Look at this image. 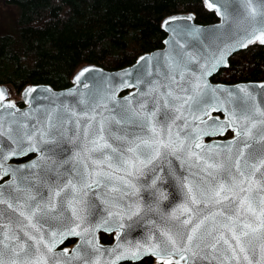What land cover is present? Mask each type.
I'll return each instance as SVG.
<instances>
[{"label": "snow or ice", "instance_id": "6c2138e0", "mask_svg": "<svg viewBox=\"0 0 264 264\" xmlns=\"http://www.w3.org/2000/svg\"><path fill=\"white\" fill-rule=\"evenodd\" d=\"M217 5L207 3L218 15L232 7ZM233 22L232 43L223 47L187 52L179 44L175 57L154 67L140 57L145 65L124 73L131 83L110 85L85 77V69L75 79L86 91L69 93L79 96L77 107L44 109L31 126L7 111L14 103L0 104V180L11 176L0 184V264H119L145 255L158 264H264V91L206 80L227 67L230 50L264 44V0H242ZM129 87L136 91L117 99ZM5 97L0 89V101ZM228 130L232 139H211ZM66 137L78 150L52 159ZM29 152L40 155L22 167L6 164ZM164 175L175 177L183 203L157 211L161 223L149 219L147 234L130 239L132 224L168 199L159 184ZM100 231L116 233L113 247L100 245ZM69 237L77 245L57 252Z\"/></svg>", "mask_w": 264, "mask_h": 264}, {"label": "trees", "instance_id": "16d2710c", "mask_svg": "<svg viewBox=\"0 0 264 264\" xmlns=\"http://www.w3.org/2000/svg\"><path fill=\"white\" fill-rule=\"evenodd\" d=\"M14 6L15 23L0 33V86L19 95L31 85L55 90L72 86L86 65L108 71L132 66L136 60L163 48L162 22L178 14H193L195 22L218 21L202 0H5ZM214 83L264 82V45L256 43L235 53ZM20 107L22 100L17 101ZM228 133L224 138L231 137ZM30 157L19 160L23 162ZM110 244L113 236L101 234ZM69 240L64 247H70ZM152 258L138 263L153 264Z\"/></svg>", "mask_w": 264, "mask_h": 264}, {"label": "water", "instance_id": "95a60500", "mask_svg": "<svg viewBox=\"0 0 264 264\" xmlns=\"http://www.w3.org/2000/svg\"><path fill=\"white\" fill-rule=\"evenodd\" d=\"M207 7V3L212 2V0H202ZM225 3H230L232 7L228 9L221 8V13H226L228 16V24L224 23L223 15H218L217 11L215 9H208L213 10L218 17V21L214 24L210 25H201L197 24L195 22V16L193 14H178L171 17L166 18L162 22V29L166 34V38L163 41V48L152 51L151 53H146L140 57L147 58V62L150 67H154L157 64V61L160 63H164V61L168 60L169 57H175L179 49V44L185 45V51L187 52H193L196 51L201 46L205 47L207 49V45L211 44L213 48L216 47H223L224 44H230L232 41L229 40L228 34L230 32H235L237 25L233 22V16L240 11V5L242 3V0H218V7L220 5H223ZM189 17H191L189 19ZM166 22H169L166 24ZM229 24L232 25L231 28H229ZM175 30V31H174ZM179 33V35L177 34ZM250 43L247 47H241V48H235L230 50V52L226 55V63L227 67L229 66V60L230 58L237 52L247 49L249 46L256 44ZM261 44V43H259ZM264 45V44H262ZM209 51L212 49H208ZM140 57L136 60V62L129 67L117 70V71H108L105 70L99 66L96 65H86L82 68H80L76 74L73 77L72 86L69 88L63 89V90H55L51 86L48 85H31L27 86L22 91V97L24 106L19 107L15 102L8 100V90L4 86H0V89L6 90V97L3 101H0V104H8V103H14L15 109H8L7 111H16L17 117L23 120L24 122L28 123L30 126L32 123H34L38 119H43V110L47 108H56L60 109L61 102H64L65 104H70L72 107H77L74 101H76L79 96L78 95H70L69 93H78L86 91L83 88L78 89V84L76 81V76L84 71L85 69H90L91 71L85 73V77L92 78L95 77L97 80H104L107 81L110 85H118L121 78L129 80L131 83V80L129 77H125L124 73H132L133 76L135 73L141 68V66H144L146 61H140ZM138 61L139 64L137 63ZM227 67L220 66L215 71L212 72L211 75H208L206 77L207 83L212 87H219V88H226L230 90H234L237 87H248L250 90H253L256 93H259L261 91H264V89H261L259 86L261 84H264V82H247V83H238V84H222V83H214L212 81V78L222 69H225ZM198 71V69H197ZM85 77H82L81 79L84 80ZM146 79H153V77H147ZM160 79H163V76L161 75ZM144 85H141V88H143ZM34 88L36 89L35 92H32L30 95H25L28 89ZM136 89L133 87L124 88L120 90L117 94V99L123 98L125 96H128L130 93L135 92ZM33 97H39V100H33ZM78 110V109H77ZM0 112H3V109H0ZM28 112L30 113L29 118L25 119L21 116L22 113ZM213 116H220L221 119H224V116L222 113L214 112L212 113ZM5 120H10L11 117H8L6 112H4ZM69 128L72 126L69 125ZM228 133H231L232 136L229 138H224ZM69 135L71 133L69 132ZM235 134L228 130L223 136H216L212 137L213 140L218 141H227L233 138ZM205 142H208V138H205ZM51 147V146H50ZM78 149L75 146V143L68 140L67 137L62 140L58 145L55 146V154L52 156V159L60 161L62 158H71L70 152L74 153ZM7 151V150H6ZM40 155L39 152H29L27 155H21V156H14L11 157L9 160L6 161L7 165H10L13 168L22 167L24 165L30 164L32 161L36 160L37 157ZM31 158L29 160L18 162L19 160L25 159L27 157ZM176 163V162H174ZM177 175H179V170L177 171ZM11 179V176H4L2 180H0V184H4L5 181H8ZM160 186L162 187V190L167 194L168 199L167 200H161L160 206L158 210H154L153 212H147L145 214V218L143 221L139 223H133L132 227L134 231L130 230L129 238H135L136 240H139L142 238L141 235H138L137 233H142L143 235H146V229H149L152 227L151 224H149L147 221L149 219H155L157 223H161L159 216L157 215V211L159 213H166L168 211H171L172 208L177 207L179 204L183 203L184 200V193L181 190L179 183L175 179V177L169 178L167 175H164L162 177V181L159 182ZM166 205H171V207H165ZM211 209H205V214L207 211H210ZM7 215H13V218H15V214H6ZM132 223V222H129ZM101 234H107V235H113L114 241L111 244H104L101 242ZM99 237L100 245L104 248H111L115 245V232L107 233L104 231H100L97 233ZM69 240H75V243L72 247H64L65 243ZM79 242L78 237H69L64 240V242L56 248V251L59 252L62 249H67L69 252L77 245ZM147 258H152L157 261V259L151 255H145L142 258H139L137 260H121L119 264L124 263H138L141 262ZM181 264H184L183 261H181Z\"/></svg>", "mask_w": 264, "mask_h": 264}, {"label": "rangeland", "instance_id": "374dc122", "mask_svg": "<svg viewBox=\"0 0 264 264\" xmlns=\"http://www.w3.org/2000/svg\"><path fill=\"white\" fill-rule=\"evenodd\" d=\"M16 9L17 7L15 8L14 6L7 5L5 3V0H0V33L9 32V27H11V25L15 23L14 15L16 13ZM1 86H4L8 90V100L13 101L16 104H17V101H20V100L23 101L22 92L19 95H16L12 91V89L9 88L8 86L6 85H1ZM153 264H158V262L154 260Z\"/></svg>", "mask_w": 264, "mask_h": 264}, {"label": "flooded vegetation", "instance_id": "af4514ba", "mask_svg": "<svg viewBox=\"0 0 264 264\" xmlns=\"http://www.w3.org/2000/svg\"><path fill=\"white\" fill-rule=\"evenodd\" d=\"M29 160V159H28ZM113 236V235H112ZM113 241H114V237H113ZM111 244V243H110ZM124 264H126V263H124Z\"/></svg>", "mask_w": 264, "mask_h": 264}]
</instances>
